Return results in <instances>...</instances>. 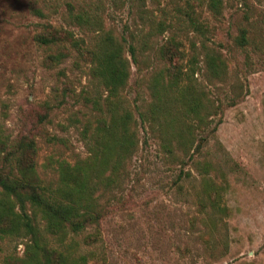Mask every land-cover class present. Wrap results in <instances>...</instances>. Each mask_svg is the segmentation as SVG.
I'll return each mask as SVG.
<instances>
[{"label": "rangeland", "instance_id": "obj_1", "mask_svg": "<svg viewBox=\"0 0 264 264\" xmlns=\"http://www.w3.org/2000/svg\"><path fill=\"white\" fill-rule=\"evenodd\" d=\"M206 4L0 0V127L10 139L26 133L35 138L37 170L50 186L58 183L59 160L74 163L90 155L97 120L108 116L110 104L91 64L73 51L46 66L58 47L39 44L34 35L52 24L94 47L102 30H110L129 59L118 112L132 113L138 146L114 186L100 191L108 212L99 239L86 245L85 233L74 237L96 264H264V0H222L218 15ZM186 12L201 24L198 29ZM152 21L163 22L164 29L150 30ZM241 27L248 37L243 47L235 41ZM172 36L183 63L194 68L195 88L213 103L189 152L173 142V155L164 152L147 118L153 78L163 67L158 48ZM129 43L136 46L135 61ZM207 52L224 58L225 74H208ZM208 188L218 190L223 211L211 208ZM25 240L0 236V264L6 256H22Z\"/></svg>", "mask_w": 264, "mask_h": 264}, {"label": "trees", "instance_id": "obj_2", "mask_svg": "<svg viewBox=\"0 0 264 264\" xmlns=\"http://www.w3.org/2000/svg\"><path fill=\"white\" fill-rule=\"evenodd\" d=\"M206 5L214 14L221 13L222 0H207ZM186 15L195 29L201 26L190 13ZM154 27L162 31L164 23L154 25L152 21L150 30ZM34 38L39 44L58 47V51L45 58L48 67L71 56L73 51L80 60L91 64L92 75L102 81L108 92L110 112L97 120L96 138L89 156L74 163L65 159L57 162L56 186L46 184L38 173L35 138L26 133L10 139L0 127V236L26 238L23 255L6 256L2 264H96L90 261V251L82 250L74 237L85 233L86 245L99 239L101 220L108 212L99 203L100 191L102 187L114 186L121 168L138 146L132 113L127 109L118 112L122 103L120 93L129 77V59L122 43L110 30H102L94 47L72 30L52 24L44 25ZM235 41L240 47L246 45L245 27L239 29ZM127 46L135 61L136 46L130 43ZM158 55L163 67L153 78L154 99L147 111L149 126L159 131L165 153L173 155L175 142L186 154L193 145L195 129L207 125L208 110L213 103L204 91L195 88L191 79L194 68L183 63V53L173 36L159 46ZM205 65L211 77L226 72L220 54L207 52ZM61 74L66 76L63 70ZM89 127L85 125L83 132ZM51 140L59 138L53 136ZM218 193L217 189L208 188L206 198L212 209L223 211ZM90 228L93 230L89 231ZM47 235L54 237L59 245H51Z\"/></svg>", "mask_w": 264, "mask_h": 264}]
</instances>
